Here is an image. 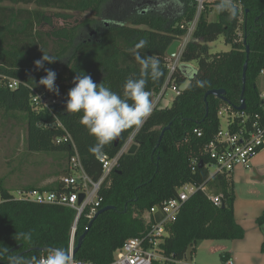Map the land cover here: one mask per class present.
Wrapping results in <instances>:
<instances>
[{"label": "trees", "instance_id": "trees-1", "mask_svg": "<svg viewBox=\"0 0 264 264\" xmlns=\"http://www.w3.org/2000/svg\"><path fill=\"white\" fill-rule=\"evenodd\" d=\"M110 1L0 0V112L22 115L26 150L33 154H57L67 162L76 153L86 176L97 182L101 177V156L116 157L132 134L138 146L134 155H119L116 166L102 182L99 210L113 209L92 222L75 259L109 264L115 251L128 239L141 238L151 230L154 221L150 209L175 198L183 185L205 184L215 195H220L221 204L213 205L200 192L186 201L175 222L166 227L168 236L160 246L169 260L153 264L186 260V253L193 255L198 241L241 240L244 231L234 218V193L229 175L218 174L209 179V161L204 148L218 131L219 108L225 106L234 112L239 106L246 46L249 55L243 94L245 114L250 118L262 117L264 125L262 101L255 86V79L264 71V0H236L239 11L235 18L217 14L219 0H203L191 39L171 75L168 66L172 61L165 52L173 41L181 42L187 35L197 17L196 0H129L131 12L122 18L108 13ZM124 1L121 0L122 4ZM122 9L125 11L126 6ZM211 12H215V18L209 22ZM92 34L97 35L89 39ZM219 37H223L230 50L210 54L208 45ZM141 39L147 41L139 50L141 54L158 59L163 70L158 81L149 79L146 85L152 100L163 87L166 90L175 87L179 94L170 107L157 106L141 127L124 131L117 145L114 140L104 147L103 154L95 155L89 151L95 138L80 124V115L66 111L67 93L74 87L73 79L79 72L90 75L98 84L104 81L113 91L122 93L130 75L139 77L140 66L132 50ZM44 54L58 59L51 64L45 62L37 69L35 62ZM192 62L196 63V69L186 67ZM61 64L63 72L55 81L59 86V103L51 112L36 111L30 104L31 93L45 91L43 86H38L46 75L45 69L57 74ZM9 80L19 82L17 90L7 88ZM197 80L206 81L204 87H197ZM211 90H223L225 102L206 96ZM239 122V118L234 119L232 131ZM169 124L170 129L158 142L162 129ZM194 130L200 131L201 137ZM57 140L60 142L56 143ZM68 174V169L63 168L58 180L41 188L28 186L16 192H71L61 182ZM0 198V248L6 246L11 250L20 246L12 255L25 259L45 255L35 249L62 246L68 250L74 211L16 201L2 179ZM255 224L259 228L264 226V211L255 219ZM88 225L81 217L76 241ZM28 231L32 232L31 243L22 242L16 236ZM261 252H264V242ZM0 264H8V257H0Z\"/></svg>", "mask_w": 264, "mask_h": 264}, {"label": "built area", "instance_id": "built-area-1", "mask_svg": "<svg viewBox=\"0 0 264 264\" xmlns=\"http://www.w3.org/2000/svg\"><path fill=\"white\" fill-rule=\"evenodd\" d=\"M202 1L196 0L198 4L197 17L191 23L187 35L181 41L183 48L189 42L198 15L202 9ZM183 50V49H182ZM182 52V51H181ZM176 55L174 62L168 66L169 75L179 65L180 54ZM260 75L264 76V71L260 72ZM55 85L59 88L58 84ZM19 82L16 80H9L7 82V88L9 90H17ZM165 87L154 96L153 104L154 108L158 106V103L162 99ZM171 90L175 95L179 94V91L175 87H171ZM261 101L264 99V94L259 95ZM59 103L58 95L53 92L45 90L43 92H32L30 96V104L36 111L46 110L51 112L52 107ZM153 108V109H154ZM262 108L264 106L262 103ZM217 117L220 119L226 118L225 129L219 125L218 131L215 133L212 140L205 146L204 153L206 154L209 164L208 171L212 168L213 172L209 171V179L212 180L218 174L230 175L236 167H240L243 170H249L251 166V160L261 150L264 149V125L262 124V117L254 115L250 118L244 112H231L227 107H220L217 112ZM239 118L240 122L236 127L231 130L234 124V119ZM60 126L59 124H57ZM197 137H201V132L194 130ZM65 138H69L68 136ZM57 140L56 143H59ZM133 134L125 141L119 154L109 159L106 156L99 158L101 164V177L97 182H93L84 173L79 157L75 153L71 156L67 162V169L69 174L61 178V182L64 187L71 188V192H47V191H17L12 197L16 201H25L35 204L52 205L71 209L75 212V218L70 229L68 240V251L71 255L76 244V228L79 220L83 217L89 223L93 220L95 214L99 211L100 199L98 197L99 190L102 182L113 170L117 164L118 156L122 153H126L129 147L133 144ZM197 192L202 193L209 201L215 206H220V195H215L205 184L200 186L183 185L177 190V195L173 199H169L155 205L150 209L154 225L151 230L141 238L128 239L122 247L117 249L113 255V259L109 264H153L154 262L163 263L168 261L161 251V244L168 236L166 227L169 224L175 222L179 212L183 205ZM83 194L84 198L80 205L77 204L78 196ZM1 202V198H0ZM158 212L160 219L156 220L154 215ZM87 228H85V231ZM75 257V255H73ZM44 256L40 257L43 258ZM79 264H94L88 261L77 260ZM178 264L179 262H172ZM223 264H234L232 260H226Z\"/></svg>", "mask_w": 264, "mask_h": 264}, {"label": "clouds", "instance_id": "clouds-1", "mask_svg": "<svg viewBox=\"0 0 264 264\" xmlns=\"http://www.w3.org/2000/svg\"><path fill=\"white\" fill-rule=\"evenodd\" d=\"M215 10L217 14H227L229 18H235L239 11L236 0H219ZM146 45L147 41L144 39L135 44L132 51L140 66L139 77L130 75L124 82L122 93L113 91L104 81L96 83L90 75L83 72H79L73 79L74 87L67 93L66 111L80 115V124L95 138V144L89 148L95 155L103 154L104 147L124 131L141 127L153 112L152 94L146 90V85L149 79L158 81L163 70L158 59L141 54L139 50ZM57 59L44 54L41 60L35 62V66L40 69L45 62L51 64ZM45 72L46 75L39 80L38 86L59 95V88L55 85L56 72L51 69H45ZM195 83L197 87H204L206 81L197 80ZM16 236L28 243L33 238L31 231L16 233ZM3 256L8 257V264H79L62 246L46 249L43 258L34 255L27 259L12 255V251L4 246L0 248V257Z\"/></svg>", "mask_w": 264, "mask_h": 264}, {"label": "rangeland", "instance_id": "rangeland-1", "mask_svg": "<svg viewBox=\"0 0 264 264\" xmlns=\"http://www.w3.org/2000/svg\"><path fill=\"white\" fill-rule=\"evenodd\" d=\"M123 1V0H122ZM129 0H111L109 3L108 13L116 14L121 18L130 14L131 4ZM144 2L147 0H139ZM149 1V0H148ZM149 2H153L150 0ZM3 5H8L7 3ZM126 9H122L123 6ZM128 6V7H127ZM145 6L143 5L141 9ZM28 8H33L28 7ZM198 10V8H197ZM198 12V11H197ZM97 34L89 35V39H93ZM230 50L229 46L224 44L223 37H219L215 42L210 45L209 53H226ZM63 64L57 69V75L62 74ZM192 69H196V63H190ZM186 85V84H185ZM184 85V86H185ZM255 86L258 94H264V76L259 75L255 79ZM175 98V93L168 89L161 100L158 108L170 107L172 100ZM264 103V99H263ZM220 125L222 129L226 127V118L220 119ZM67 168V161L63 160L61 156L57 154H33L26 150L25 145V122L22 119V115L19 113L3 114L0 112V179L3 180V185L9 191L15 195L17 189H22L28 186H34L37 188L44 187L59 179L58 174ZM210 173L213 172L211 168ZM261 192V193H260ZM261 198L264 196V189L259 190ZM251 199H253L251 197ZM241 200V197L237 195V201ZM246 199H243L245 201ZM239 206V202L237 203ZM156 220H159L160 215L158 212L154 215ZM254 225H256L254 223ZM256 227V226H255ZM259 229V228H258ZM248 230V229H247ZM260 230V229H259ZM219 243H225L222 241H198L195 245L197 250V257L192 258V254L189 251L186 253V260L180 262V264H221L220 252L216 253L210 248L212 245ZM262 245V244H261ZM260 245V252H261ZM192 258V259H191Z\"/></svg>", "mask_w": 264, "mask_h": 264}, {"label": "crops", "instance_id": "crops-1", "mask_svg": "<svg viewBox=\"0 0 264 264\" xmlns=\"http://www.w3.org/2000/svg\"><path fill=\"white\" fill-rule=\"evenodd\" d=\"M214 18L215 12H211L208 21L211 22ZM211 44L208 45L209 49ZM182 49L184 48L181 42L177 54ZM174 60L175 58L171 59L173 62ZM186 67L192 69L190 64ZM166 91L165 89L164 95ZM229 179L234 193V218L236 223L243 229L244 235L241 240L222 241L225 243L212 245L210 248L215 247L214 252H220L221 264L229 259L234 264H264V252L259 250L260 245L264 242V226L259 228L254 225L255 219L264 211V196L261 198L259 195L261 193H259V190L264 189V149L252 158L249 170L236 167L229 175ZM237 195L241 197V200L237 201ZM243 199L246 200L243 201ZM238 202L239 206H237ZM196 251L195 249L192 258L198 256Z\"/></svg>", "mask_w": 264, "mask_h": 264}, {"label": "water", "instance_id": "water-1", "mask_svg": "<svg viewBox=\"0 0 264 264\" xmlns=\"http://www.w3.org/2000/svg\"><path fill=\"white\" fill-rule=\"evenodd\" d=\"M181 46V42L180 41H173L171 43V45L167 48L166 52H165V55L167 58H169L170 60L171 59H174L177 55V52H178V49L179 47ZM245 53H246V60H245V63L243 65V73H242V88H241V92H240V103H239V106L236 107L235 111L236 112H244L246 110V105H245V101L243 99V94H244V87H245V72H246V69H247V61H248V55H249V48L246 46L245 48ZM208 95H211L219 100H221L222 102H225V92L223 90H211L209 92H207L206 96ZM170 129V124L168 126H166L164 129H162L161 131V135H160V138H159V141L161 140L162 136L164 135V133L166 131H168ZM121 136V135H120ZM119 138L118 137L115 141H114V144L117 145L118 141H119ZM157 147V146H156ZM138 149V146L133 143L129 149L126 151V154L127 155H134L136 153ZM199 166L201 167L202 164L200 163ZM84 196L83 194H80L78 196V201H77V204L80 205L82 200H83ZM221 207H223V205H221ZM113 207H104L103 209H100L94 216L93 220L89 223L88 227H87V230L85 231V233H83L80 237H78L77 241H76V246L74 247L73 249V252L72 254L75 255V253L77 252L78 248L81 246L83 240H84V237L86 235V232L88 231L89 227L91 226L92 222L100 215L102 214L103 212H106L108 210H112ZM21 247L20 246H16L14 247L13 249H11L12 253L19 250ZM39 252H45L46 249H35ZM26 252H30L29 250L26 251Z\"/></svg>", "mask_w": 264, "mask_h": 264}]
</instances>
